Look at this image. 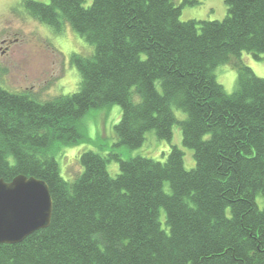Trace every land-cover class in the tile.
<instances>
[{"label": "trees", "instance_id": "1", "mask_svg": "<svg viewBox=\"0 0 264 264\" xmlns=\"http://www.w3.org/2000/svg\"><path fill=\"white\" fill-rule=\"evenodd\" d=\"M224 1L227 16L213 22H182L174 0L23 2L94 53L71 56L74 94L42 102L0 87V180H42L53 203L49 227L1 245L0 264H264V79L242 60L264 56V0ZM225 65L238 74L233 94L217 81ZM108 105L122 109L118 146L140 148L155 132L171 146L166 161L88 151L82 174L64 180L56 151ZM175 125L194 152L191 170L172 145Z\"/></svg>", "mask_w": 264, "mask_h": 264}, {"label": "rangeland", "instance_id": "2", "mask_svg": "<svg viewBox=\"0 0 264 264\" xmlns=\"http://www.w3.org/2000/svg\"><path fill=\"white\" fill-rule=\"evenodd\" d=\"M26 0H0V87L10 92H26L44 102L60 96L74 94L79 89L80 76L71 64V56L79 54L90 57L94 46L88 44L68 24L61 30L44 26L33 18L24 5ZM50 4L51 0H31ZM181 9L180 20L222 21L228 13L224 0H174ZM91 0H85L89 6ZM7 42L2 45V41ZM242 60L257 77L264 79V56L257 60L250 53H243ZM217 81L228 94L237 87V72L229 65L216 71ZM179 121L186 119L182 111L174 110ZM122 109L119 105H108L90 110L78 123L81 136L77 143L66 148L59 147L58 156L60 175L64 180L73 181L82 174L79 165L80 156L88 151L104 156L117 153L123 160L145 157L164 162L171 151L169 142L158 139L155 132L146 135L140 148L129 149L118 146L115 127L121 120ZM172 145L184 154V168L191 170L195 166L193 150L183 145L182 131L179 125L173 127ZM112 176L119 173V163L108 165ZM260 208L264 200L257 199ZM164 220V216L162 215Z\"/></svg>", "mask_w": 264, "mask_h": 264}, {"label": "water", "instance_id": "3", "mask_svg": "<svg viewBox=\"0 0 264 264\" xmlns=\"http://www.w3.org/2000/svg\"><path fill=\"white\" fill-rule=\"evenodd\" d=\"M53 203L47 184L34 177L0 180V246L16 245L49 227Z\"/></svg>", "mask_w": 264, "mask_h": 264}, {"label": "flooded vegetation", "instance_id": "4", "mask_svg": "<svg viewBox=\"0 0 264 264\" xmlns=\"http://www.w3.org/2000/svg\"><path fill=\"white\" fill-rule=\"evenodd\" d=\"M37 22H40V21L37 20ZM44 26H45V25H44ZM6 42H7V40L2 41V45H4ZM0 49H1V47H0Z\"/></svg>", "mask_w": 264, "mask_h": 264}]
</instances>
